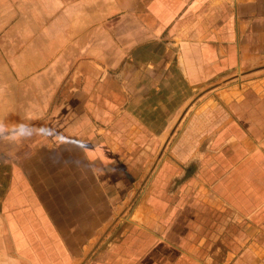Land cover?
Returning a JSON list of instances; mask_svg holds the SVG:
<instances>
[{
  "label": "crops",
  "instance_id": "crops-1",
  "mask_svg": "<svg viewBox=\"0 0 264 264\" xmlns=\"http://www.w3.org/2000/svg\"><path fill=\"white\" fill-rule=\"evenodd\" d=\"M262 100L264 0H0V264H262Z\"/></svg>",
  "mask_w": 264,
  "mask_h": 264
},
{
  "label": "rangeland",
  "instance_id": "rangeland-1",
  "mask_svg": "<svg viewBox=\"0 0 264 264\" xmlns=\"http://www.w3.org/2000/svg\"><path fill=\"white\" fill-rule=\"evenodd\" d=\"M252 100H253V98L252 97H250ZM259 105H261V106H264V100H262L261 102H259ZM263 110V109H262ZM206 118H205V116L204 115H198V114H195L194 116H193V119H191V120H194V121H202V120H205ZM189 120V119H188ZM184 131H189V130H184ZM205 135V129H203L202 131H201V133H200V135L198 134L197 135V138L198 139H200V138H202L203 136ZM196 137V136H195ZM262 264H264V262H262Z\"/></svg>",
  "mask_w": 264,
  "mask_h": 264
}]
</instances>
